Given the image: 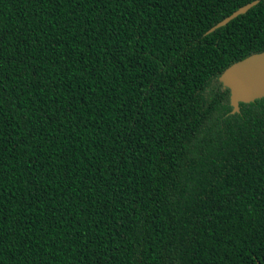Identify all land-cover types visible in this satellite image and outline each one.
I'll use <instances>...</instances> for the list:
<instances>
[{
  "label": "trees",
  "instance_id": "obj_1",
  "mask_svg": "<svg viewBox=\"0 0 264 264\" xmlns=\"http://www.w3.org/2000/svg\"><path fill=\"white\" fill-rule=\"evenodd\" d=\"M0 0V264H264V0Z\"/></svg>",
  "mask_w": 264,
  "mask_h": 264
},
{
  "label": "water",
  "instance_id": "obj_2",
  "mask_svg": "<svg viewBox=\"0 0 264 264\" xmlns=\"http://www.w3.org/2000/svg\"><path fill=\"white\" fill-rule=\"evenodd\" d=\"M256 3L257 0H253L240 6L210 27L206 34L227 24L239 14L245 13ZM218 80L224 88L229 89V101L233 112L238 111L239 102H250L264 97V51L252 53L231 63L222 71Z\"/></svg>",
  "mask_w": 264,
  "mask_h": 264
}]
</instances>
